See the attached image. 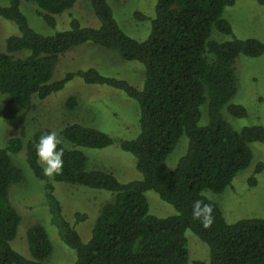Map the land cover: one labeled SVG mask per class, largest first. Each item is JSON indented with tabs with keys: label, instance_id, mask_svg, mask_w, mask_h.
Returning <instances> with one entry per match:
<instances>
[{
	"label": "trees",
	"instance_id": "1",
	"mask_svg": "<svg viewBox=\"0 0 264 264\" xmlns=\"http://www.w3.org/2000/svg\"><path fill=\"white\" fill-rule=\"evenodd\" d=\"M23 1L34 3L36 14L52 28L57 27L58 16L67 13L69 27L52 34L39 32L22 10ZM78 1L0 2V17L18 29L17 34L5 39V49L0 51V94L7 97L0 116L17 118L21 109L34 108L35 98L46 99L74 77L123 90L138 102L140 129L136 137L119 140V145L134 155L142 178L121 182L109 170L89 168L85 148H104L116 142L94 126L74 122L61 128L58 148L64 150V166L62 174L53 178L44 176L35 148L41 135L51 129L37 130L27 142L20 137L9 138L0 146V264H46L53 252L48 232L40 223L27 231L31 257L12 246L21 215L10 201V187L24 180L13 154L23 149L29 167L46 181L52 220L62 240L76 250L74 264H204L190 261L187 229L209 245L212 264H264V217L229 223L220 205L205 194L207 190L221 193L230 186L236 175L252 164L251 143H264V125L238 130L222 112L227 107L233 116L247 115L245 106L231 103L238 89L236 63L240 55H263L264 41L255 37H212L214 31L233 35L224 11L235 0H156L153 18L135 13L139 20L151 22L149 35L143 40L130 36L120 26L109 0H89L100 25H84L72 12ZM256 1L264 7V0ZM86 42L141 62L145 67L143 84L136 86L126 79L104 75L95 67L53 79L61 56ZM66 103L73 109L78 98L72 95ZM204 104H208V119L202 124ZM183 135L188 138L187 150L177 167L170 168L168 157ZM263 167L262 162L256 167L250 185L257 184L255 174ZM54 182L114 194L100 209L88 241H83L75 225L65 218L54 194ZM147 190L158 192L178 213L168 217L151 214ZM195 200L213 204L214 223L210 228L192 218ZM75 216L77 221L87 218L85 213Z\"/></svg>",
	"mask_w": 264,
	"mask_h": 264
},
{
	"label": "rangeland",
	"instance_id": "2",
	"mask_svg": "<svg viewBox=\"0 0 264 264\" xmlns=\"http://www.w3.org/2000/svg\"><path fill=\"white\" fill-rule=\"evenodd\" d=\"M120 26L132 37L143 40L149 35V22L136 17V11L148 18L155 16L156 0H109ZM6 4L7 0H0ZM89 0H79L72 9L84 25L97 27L99 20L94 15ZM89 5V6H88ZM22 10L32 27L45 34L55 33L58 29L69 27V15L58 16L56 28L49 27L37 14L36 5L23 1ZM224 17L233 27V35L227 36L214 31L212 37L228 40L235 37H255L264 41V7L256 0H235L226 7ZM151 26V22H150ZM148 31V32H147ZM147 32V34H146ZM13 22L0 17V51L5 49V39L17 34ZM146 34L145 37H143ZM238 89L231 103L246 107L245 117L231 115L227 107L222 109L231 125L240 130L244 126L264 125V54L252 57L240 55L237 59ZM95 67L100 73L123 78L138 86L142 82L144 65L136 60H126L117 51L104 48L92 42L74 46L60 58L54 71L55 80L62 79L68 73L79 69ZM143 84V82H142ZM141 87V86H139ZM75 95L78 104L70 109L67 100ZM6 96L0 94V111L4 107ZM208 104L202 105V120L208 119ZM80 122L94 126L112 136L116 142L104 148H85L90 169L103 168L113 172L121 182L142 178L136 167L133 154L122 149L121 139H132L139 132V105L125 91L108 85L88 84L80 77L69 80L63 89L46 99H34V108L21 109L17 118L0 116V146L6 145L11 137H20L27 142L39 129L49 128L60 132L67 124ZM60 136V134H59ZM60 138H62L60 136ZM188 138L183 135L175 150L168 157L170 168L177 167L187 150ZM254 157L252 164L240 171L232 184L221 193L207 190L205 194L217 202L229 223L243 218L264 217V167L255 174L257 184L250 185L249 179L256 167L264 164V143L252 142ZM15 164L22 168L24 180L10 187V201L19 211L21 222L16 238L12 241L14 249L26 257H31L27 231L34 224H42L53 244V252L46 264H74L77 252L61 238L58 226L52 220L46 181L37 177L29 167L25 150L13 154ZM54 194L61 202L65 218L75 225L83 241L92 236V229L102 206L111 201L114 194L108 190L90 188L79 184L54 182ZM150 213L159 217H168L178 213L175 206L161 199L155 190H147ZM87 214V218L77 221L76 214ZM190 261L200 260L212 264L209 245L191 229L186 230Z\"/></svg>",
	"mask_w": 264,
	"mask_h": 264
},
{
	"label": "clouds",
	"instance_id": "3",
	"mask_svg": "<svg viewBox=\"0 0 264 264\" xmlns=\"http://www.w3.org/2000/svg\"><path fill=\"white\" fill-rule=\"evenodd\" d=\"M62 140L56 131H51L41 135L36 148L38 162L43 167V174L46 177L53 178L61 175L63 172V148H58ZM192 218L199 220L204 228H210L214 223L213 204L206 203L204 200H195L192 208Z\"/></svg>",
	"mask_w": 264,
	"mask_h": 264
}]
</instances>
